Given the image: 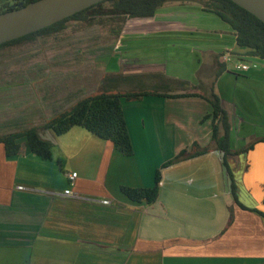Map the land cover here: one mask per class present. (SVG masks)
I'll return each instance as SVG.
<instances>
[{
  "label": "crops",
  "instance_id": "obj_1",
  "mask_svg": "<svg viewBox=\"0 0 264 264\" xmlns=\"http://www.w3.org/2000/svg\"><path fill=\"white\" fill-rule=\"evenodd\" d=\"M161 10L158 21L126 25L130 37L106 65L109 85L166 91V83L168 95L198 96L124 100L131 157L80 127L41 133L52 160L32 153L26 139L22 156H7L0 144V264H264V218L235 204L221 151L162 169L196 143L212 146V106L200 96L213 89L230 114L234 151L264 138V60L246 56L232 27L199 6ZM224 53L258 67L239 75L222 63ZM228 161L240 202L264 213V142ZM159 169L154 204L121 193L154 187Z\"/></svg>",
  "mask_w": 264,
  "mask_h": 264
},
{
  "label": "trees",
  "instance_id": "obj_2",
  "mask_svg": "<svg viewBox=\"0 0 264 264\" xmlns=\"http://www.w3.org/2000/svg\"><path fill=\"white\" fill-rule=\"evenodd\" d=\"M37 1L39 0L6 2L0 8V14ZM175 1L180 2L182 6L192 5L191 3L195 2L194 5L201 7L204 12L216 15L232 27L237 46L247 50L246 56L264 60V22L232 0H192L194 2L190 0H105L38 32L1 44L0 49L61 34L66 31L69 22L100 24L102 20L106 19L113 23L122 20L120 26H115L113 29L114 43L100 40L94 45L97 47L96 49H99V54L106 51L110 58L114 55L117 43L129 21L153 19L158 11L170 6ZM99 54L93 55V58L90 59L86 58V72L76 75V77L82 78L78 80L80 82L79 89L75 88L77 82L75 79L71 82H62L64 80L62 78L71 77L69 70H65L64 73L60 70L50 71V66L45 61L42 65L45 64L49 69L46 67L34 72L30 70L20 72L24 78L34 81H24L22 86L15 87L13 94L16 97L14 99L16 105L13 103L14 101H9L8 110L0 111V126L6 128V131H0V144L4 146L7 156L24 155L27 145L19 143V141L26 139L32 153L44 160H52V143L44 140L41 133L52 131L56 136H61L74 127H80L113 144L123 156L131 157L135 151L124 113V100L127 102L141 101L148 96L167 98L198 96L168 95V91L161 90L114 91L109 85V82L113 80L110 75L105 74V71L104 79L93 84L95 73L92 72V69L98 67ZM73 61L77 62L76 59ZM220 67L217 80L227 70L225 64ZM47 74L52 76L47 77ZM62 83L64 86L61 85ZM200 97L206 99L212 106L211 114L206 117L212 121V146L201 148L196 143L192 149L182 151L173 160L164 164L162 169L209 153L211 149L219 150L223 153V165L230 178V193L235 204L243 210L255 212L264 218L263 212L250 209L240 202L238 184L228 161L230 157L249 153L257 144L264 142V138L251 139L247 147L234 151L231 117L224 107L221 97L214 89L209 96ZM59 166L62 169L60 162ZM161 180L162 170L159 169L156 173L154 187L123 186L121 193L131 202L151 205L158 200Z\"/></svg>",
  "mask_w": 264,
  "mask_h": 264
},
{
  "label": "rangeland",
  "instance_id": "obj_3",
  "mask_svg": "<svg viewBox=\"0 0 264 264\" xmlns=\"http://www.w3.org/2000/svg\"><path fill=\"white\" fill-rule=\"evenodd\" d=\"M6 2L11 3L12 0H0V8ZM191 4L194 5L196 3L194 2ZM171 5H181V3L175 1L172 2L170 6ZM168 7L169 6H166L164 9ZM121 21L122 20H118L117 23H113L112 21L106 19L102 20V23L100 24L69 22L66 31L61 34L40 38L36 41L19 44L17 46L8 47L5 49H0V111L2 112L8 110L7 104L9 101H14L13 103L16 105L14 100L16 99V97H14L13 94L15 87L22 86L24 84V81H34L24 78L20 72L24 70H30L34 72L40 69H45L47 66H45V64L44 66L42 65L44 61L47 65L50 66V71L60 70L64 73L65 70H69V73H71V77L62 78L64 79L62 82H71L75 79L77 81L75 88L79 89L80 85L78 84L80 82L78 80H81L82 78H78L76 77V75L78 73L79 75H81L82 72H86V58L90 59L93 58V55L99 54V49H96L97 47H95L94 45L97 44L100 40H107L111 44L114 43V38L112 37L113 29L115 26L119 27ZM149 21H158V18L132 20L129 21L126 25L128 27H131V24L134 25V23L137 22ZM124 37H130L126 30H124L120 39ZM115 54L116 53H114V55L109 58L107 52L105 51L101 52L98 55V58L96 57L98 61V67L96 69H92V72L95 73L93 84H96L104 79L103 74L104 71H106V65L109 64V62H112L111 59L115 56ZM74 59H76L77 62H74ZM244 61L247 62L246 59H244ZM242 63L243 60L241 59H233L230 63H228L229 70H234L235 73L243 75V72L237 71L235 69L236 65H240ZM49 68L47 67L46 69ZM86 75L88 74L86 73ZM46 76L48 77L52 75L47 74ZM61 85L64 86L63 83ZM126 85L131 87V89H127L128 87H126L125 91L127 92L141 91L134 88L132 85ZM165 85L167 86V88H164L162 90H170V87L166 83ZM245 89L248 91V85H245ZM204 93L206 94L207 92ZM243 99L244 98H242L241 100L246 101ZM0 131H6V128L0 126ZM247 146L248 142L246 143V147Z\"/></svg>",
  "mask_w": 264,
  "mask_h": 264
},
{
  "label": "water",
  "instance_id": "obj_4",
  "mask_svg": "<svg viewBox=\"0 0 264 264\" xmlns=\"http://www.w3.org/2000/svg\"><path fill=\"white\" fill-rule=\"evenodd\" d=\"M105 0H39L0 14V45L38 32ZM264 22V0H232Z\"/></svg>",
  "mask_w": 264,
  "mask_h": 264
},
{
  "label": "built area",
  "instance_id": "obj_5",
  "mask_svg": "<svg viewBox=\"0 0 264 264\" xmlns=\"http://www.w3.org/2000/svg\"><path fill=\"white\" fill-rule=\"evenodd\" d=\"M238 58L237 55L231 54V53H224V55L221 57V61L222 63L228 64L230 63L233 59ZM239 59V58H238ZM258 67V63L256 62H249V63H242L240 65H236L235 69L237 71H241V72H247L251 69H256ZM78 174L77 173H72L70 175H68V179L70 182V185L73 186L75 180L77 179ZM65 196H70L72 194V190L71 188L65 190L64 192Z\"/></svg>",
  "mask_w": 264,
  "mask_h": 264
}]
</instances>
